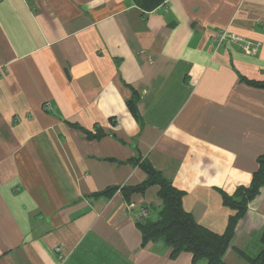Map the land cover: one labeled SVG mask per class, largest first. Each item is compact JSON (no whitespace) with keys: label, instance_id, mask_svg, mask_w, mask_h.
<instances>
[{"label":"crops","instance_id":"0c3cea01","mask_svg":"<svg viewBox=\"0 0 264 264\" xmlns=\"http://www.w3.org/2000/svg\"><path fill=\"white\" fill-rule=\"evenodd\" d=\"M220 30L255 53L217 46ZM246 79L264 82V0L148 14L134 0H0V264H192L144 243L137 223L158 219L159 188L119 189L148 163L223 234L235 214L223 194L249 187L264 154V90ZM263 230L264 188L225 263L248 264L239 252L256 257Z\"/></svg>","mask_w":264,"mask_h":264},{"label":"trees","instance_id":"16d2710c","mask_svg":"<svg viewBox=\"0 0 264 264\" xmlns=\"http://www.w3.org/2000/svg\"><path fill=\"white\" fill-rule=\"evenodd\" d=\"M168 0H134L135 4L145 14L151 13L165 6ZM249 85L263 89L264 82L245 80ZM136 100L128 103L135 117ZM258 170L253 175L249 187H240L234 195L223 194L224 205L235 212L229 218L226 231L223 234L213 233L199 225L193 215L183 208L184 193L173 187L172 183L163 175L153 169L148 163H142V169L146 174V180L135 187L114 188L97 196L111 197L117 190L123 191L126 198L133 194H144L150 187L159 188L158 196L162 201V207L157 220L146 218L137 223L142 233L144 243L162 241L171 249V259H176L182 253L192 255V264L200 260L207 264H226L225 255L233 242L238 223L242 220L249 204L260 194L264 188V154L258 158ZM262 249L256 257H249L242 251V256L248 264H264V230L260 237Z\"/></svg>","mask_w":264,"mask_h":264},{"label":"built area","instance_id":"2783aa9c","mask_svg":"<svg viewBox=\"0 0 264 264\" xmlns=\"http://www.w3.org/2000/svg\"><path fill=\"white\" fill-rule=\"evenodd\" d=\"M214 41L217 46H221L223 44H229V43L237 44L242 48V50L246 51L249 54L252 53L254 54L257 46L252 42L244 40L242 37H239L235 34L223 30H220L216 33ZM43 108L47 112L51 110V106L49 103H46ZM143 216L144 217L146 216L145 211L143 212Z\"/></svg>","mask_w":264,"mask_h":264},{"label":"rangeland","instance_id":"374dc122","mask_svg":"<svg viewBox=\"0 0 264 264\" xmlns=\"http://www.w3.org/2000/svg\"><path fill=\"white\" fill-rule=\"evenodd\" d=\"M141 222H143V221H141Z\"/></svg>","mask_w":264,"mask_h":264}]
</instances>
